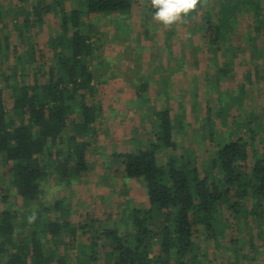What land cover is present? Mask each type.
<instances>
[{
    "label": "trees",
    "instance_id": "obj_1",
    "mask_svg": "<svg viewBox=\"0 0 264 264\" xmlns=\"http://www.w3.org/2000/svg\"><path fill=\"white\" fill-rule=\"evenodd\" d=\"M143 1L142 28L148 38L155 26L151 18L155 9L150 0ZM6 2L11 0H0V202L4 205L0 209V264H73L65 253L66 234L77 250L74 264H96L101 242L108 249L110 264H212L209 250L223 240L229 245L227 264H250L258 259L254 240L264 238V154L257 148L258 129L240 123L246 135L216 143V152L201 166L192 152H178L176 136L186 126L167 104L172 75L180 70L171 32L163 50L175 64L166 67L163 61L152 73L160 74L155 79L157 99L166 101L165 108L156 110L150 107L149 76L140 74L145 65L144 38L133 35L128 19L138 0H17L16 6H6ZM49 14L57 21L56 28L49 30L50 54L45 55L36 48L33 36ZM245 14L252 18L254 32L261 33L264 0H201L183 22L199 27L213 56L220 52L227 56L234 29ZM20 15L21 21L17 19ZM109 20L114 31L110 35L103 30ZM250 35L249 48L264 58V48ZM110 41L122 44L124 50L117 58L127 62L126 68L114 74L110 71L117 58L103 61L95 47ZM228 70L217 67L214 87ZM120 77L134 89L136 110L150 124L153 137L137 141L133 152L113 156L122 166L123 177L144 187L149 207H138L127 199V205L119 206L123 210L114 227L91 213L86 222L75 225L65 198L48 207L43 197L53 183L71 190L88 171L89 143L79 137L94 134V124L108 108L98 98L99 87ZM257 77H262L259 71ZM7 87L13 93L10 109ZM226 94L218 97L222 110L214 114L205 108L212 117L218 114L225 120ZM191 99L196 104V92ZM240 99L244 102V96ZM181 113L185 117L186 110ZM259 120L255 117L253 124L261 126ZM214 136L211 124L209 137L215 141ZM33 211L37 219L29 223ZM250 218L256 235L241 231L250 226Z\"/></svg>",
    "mask_w": 264,
    "mask_h": 264
},
{
    "label": "rangeland",
    "instance_id": "obj_2",
    "mask_svg": "<svg viewBox=\"0 0 264 264\" xmlns=\"http://www.w3.org/2000/svg\"><path fill=\"white\" fill-rule=\"evenodd\" d=\"M9 4L16 6L17 0H11L10 3L6 2L5 5L8 6ZM67 5L71 6L69 2ZM143 6L144 1L138 0V5L135 6L132 16L128 19L133 23L135 31L133 35L139 33L141 38H144L146 46L143 49L145 65L143 66V72L140 69V74L149 76L150 96L152 98L151 109L160 110L166 107L165 100L157 99L158 86L155 79H159L160 74L155 76L152 73L163 61L166 67L175 64L172 60H167V53L163 50L165 49L164 42L167 40L168 32H171L174 43V58L180 61V70L175 72L172 78L169 74L173 84L170 92L172 96L167 101V104L170 103L171 105L173 116H178L186 126L176 136L179 143L178 152H183V150L184 154L185 152L186 154L192 152V156L198 159L201 166L210 155L216 152V143L237 140L239 136H244L246 133V128L241 126L240 123H251L252 126L258 129L257 140L260 141L257 143V148L260 154H264V142L261 143L264 139V58L257 51H252L247 43V35H255L258 46L264 48V30L256 34L251 23L252 18L246 14L241 19L239 16L240 24L234 29L235 32L230 42L232 48L227 56L221 55V52L218 56H213L208 45V39L203 38L199 27L192 23H184L183 20L170 28L154 21L155 26H151V33L148 38H145L142 28L141 9ZM17 19L21 21L23 19L22 15ZM56 19V16L49 14L45 25L33 36L37 45L36 48L43 51L45 55L50 54L48 47L49 30L56 28ZM106 24V26L102 24L104 32L109 35L114 34L111 21L109 20ZM19 47L21 48L22 45H19ZM95 47L97 48V50L95 49L97 56H102L103 61L107 57L116 59L119 53L124 50L122 44H118L116 41L95 44ZM157 57H160L162 61ZM152 58L157 60L153 61ZM216 62L217 67H227L229 74L221 80L219 86L214 87L212 82L217 71V67L214 65ZM113 65L114 69L110 71V74L117 73L122 66V68H126L127 62L120 63L117 58ZM258 71L262 75L260 79L257 77ZM137 73L136 70L133 72L134 75H137ZM124 77L111 78L113 80L110 83L99 87L101 95L99 94L98 98L101 97L100 99L104 101L108 108H106V112L101 119L94 124L95 133L79 137L80 141L89 143L88 171L84 173V176L71 190L66 189L64 185L53 183L50 185L51 187L48 186L49 189L43 197V202L48 207L54 206L56 201L65 198L71 209L70 221L75 225L86 222L87 213H91L92 217L104 221L109 227H114L116 218L119 217L118 212H121L122 209H119V206L122 204H124L123 206L127 205V199H131L138 207H149L144 187L136 180L125 179L121 164L115 163L113 156L116 152L129 153L135 150V145L130 143L131 139L128 140L132 135L136 141L143 140L146 142L153 137L151 126L148 127L147 122L144 123V119H141L139 112L136 110L135 91L127 85ZM131 77L134 78L135 76H128V78ZM241 87L243 88L241 89ZM193 92L197 93V100L194 105H192L193 99H191ZM222 93H227V97L229 96L223 102V107L226 110L224 114H228L225 116V120L218 114L212 117L211 112L205 110L207 106L214 114L216 111L222 110V107L218 104V97ZM241 96H244V102L241 101ZM5 99L7 108L10 109L13 93L8 87L5 89ZM183 109L186 110L185 117L181 113ZM211 117L213 119L212 123L210 122ZM255 117L260 119L258 122H261V126L253 124ZM211 124L215 133V141L212 140V137H209V126ZM68 133H73L71 127ZM1 175H3V172L0 170V178H2ZM3 206V203L0 202V209ZM249 222H251L250 226H244L241 231H254L256 235L258 231L255 222L252 218ZM262 226L264 228V222ZM21 235V231L18 232V237ZM63 239L66 245L65 253L70 262L74 264L77 250L75 247H71L72 244L70 243L72 242H69L67 234L64 235ZM102 243H100L98 249L99 255L96 264H110L111 259L108 256V249L103 247ZM254 243L257 245L260 257L250 264H264V238L256 236ZM155 251L158 253V245L155 247ZM209 252L212 254V264L228 263L229 245L226 240L221 241L217 248H210Z\"/></svg>",
    "mask_w": 264,
    "mask_h": 264
},
{
    "label": "clouds",
    "instance_id": "obj_3",
    "mask_svg": "<svg viewBox=\"0 0 264 264\" xmlns=\"http://www.w3.org/2000/svg\"><path fill=\"white\" fill-rule=\"evenodd\" d=\"M150 3L155 9L151 17L152 20L170 28L196 11L201 0H150ZM36 219L37 214L33 211L28 216V222L34 223Z\"/></svg>",
    "mask_w": 264,
    "mask_h": 264
},
{
    "label": "crops",
    "instance_id": "obj_4",
    "mask_svg": "<svg viewBox=\"0 0 264 264\" xmlns=\"http://www.w3.org/2000/svg\"><path fill=\"white\" fill-rule=\"evenodd\" d=\"M148 124V127H150V124L149 123H147ZM131 139V142L130 143H132V145H135V148H137V141L135 140V137L132 135L128 140H130Z\"/></svg>",
    "mask_w": 264,
    "mask_h": 264
}]
</instances>
